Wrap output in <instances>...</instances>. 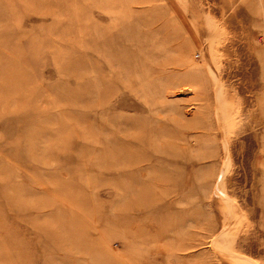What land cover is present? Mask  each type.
<instances>
[{"label":"rangeland","instance_id":"rangeland-1","mask_svg":"<svg viewBox=\"0 0 264 264\" xmlns=\"http://www.w3.org/2000/svg\"><path fill=\"white\" fill-rule=\"evenodd\" d=\"M0 264H264V0H0Z\"/></svg>","mask_w":264,"mask_h":264}]
</instances>
